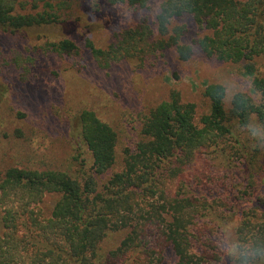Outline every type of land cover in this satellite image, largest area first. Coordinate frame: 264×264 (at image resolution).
<instances>
[{"label": "trees", "instance_id": "16d2710c", "mask_svg": "<svg viewBox=\"0 0 264 264\" xmlns=\"http://www.w3.org/2000/svg\"><path fill=\"white\" fill-rule=\"evenodd\" d=\"M40 1L44 4L32 6L38 11L26 13L19 10L25 9V6L18 8L16 0H0V26L17 31L49 25L58 22L69 9L68 0H37ZM101 1L114 7L126 5L135 12L145 11L146 6L154 2ZM177 3L180 6L171 25L164 27L160 22H153L157 36L166 37L172 31L166 39L159 38L148 43L154 32L145 24L140 29L126 31L106 49L97 48L87 41L86 48L97 67L108 70L145 51L165 49H171L178 61H188L191 58L188 49L194 47L182 42L186 28L172 27L176 19L184 17H191L198 28L206 32L193 44L208 58L232 63L264 60V0H177ZM42 50L69 58L83 53L76 43L68 39L49 42ZM251 70L256 71V68ZM254 78L258 88L264 89V74L255 72ZM203 96L208 102V112L199 120L196 105L183 102L180 92L175 89L167 100L152 107L140 121V134L134 148L124 150V167L120 172L110 174L118 162L119 135L90 110L79 112L75 116V124L80 139L91 154V172L84 170L83 175L72 176L54 169H8L0 182V210L11 200L26 208L38 205L46 195L59 196L51 215L37 222L31 215L16 216L14 210H5L2 223L8 230L6 234L13 238L11 252L25 244L38 247L33 254L34 263L39 260L40 264H96L99 246L107 234L133 227L119 252H145L150 257L148 264H161V259L151 258L156 254L152 253V240L160 236L172 248L178 264H203L201 257L193 254L192 249L203 236L208 235L199 223L207 216L205 210L208 212L214 206L209 203L210 198L200 195L192 185L186 186V196L166 198L164 184L172 175L177 176L180 172L177 170L199 150L210 148L221 139L231 138L242 151L253 148L248 138L237 129L245 113L222 106L214 97L210 85L204 89ZM251 111L258 119L264 120V105H254ZM252 150L256 154L246 156L251 157V161L252 156L260 153ZM255 175L253 173L247 179V189L258 182L264 185V178L253 179ZM252 188L232 208L241 205V221L235 227L240 233L264 234V221L258 223L250 218L255 210L264 212V196H260L258 188ZM158 198L164 199L165 203L159 202L160 206L154 204L156 202L153 201ZM228 204L231 207L234 205L232 201ZM23 218L30 220L20 221ZM19 228L24 234L15 240L18 232L14 230ZM4 245L5 241L0 238V264H12L13 259L8 258ZM41 255L50 260H41ZM157 255L160 256V253ZM216 257L218 259V254ZM111 261L107 258L108 264Z\"/></svg>", "mask_w": 264, "mask_h": 264}, {"label": "rangeland", "instance_id": "374dc122", "mask_svg": "<svg viewBox=\"0 0 264 264\" xmlns=\"http://www.w3.org/2000/svg\"><path fill=\"white\" fill-rule=\"evenodd\" d=\"M67 2L69 9L58 22L17 31L0 26V182L10 168L39 171L54 169L72 176H81L84 170L91 172L92 157L80 139L75 124V116L83 110L93 111L119 135L118 162L110 174L123 169L124 150L134 148L144 115L152 107L167 100L173 89L180 92L183 102L196 105L197 120L208 112L203 91L209 82L205 78L203 66L195 65L223 66L225 62L208 58L193 44L206 32L199 29L191 17L176 19L172 27L186 28L182 42L193 45L194 58L180 62L171 49L145 51L131 60L103 70L97 67L86 48L87 41L97 48L106 49L126 31L140 29L145 24L154 32L148 43L159 38L166 39L172 31L166 37L157 36L154 20L147 15L146 10L135 12L126 5L114 7L101 0ZM16 3L18 8L25 6V9L19 10L26 13L38 11L33 10V5L44 4L37 0H16ZM125 12L127 19L124 18ZM65 39L77 44L83 51L81 56L69 58L42 50L49 42ZM230 64L239 66L253 77L255 72L264 74L263 59H257L254 63ZM253 66L256 71L251 70ZM252 149L242 151L228 137L212 144L210 148L199 150L177 170L180 171L177 176L172 175L166 180L164 196L170 199L175 195L186 196V186L192 185L200 195L210 198L209 203L214 206L208 212L205 210L207 216L199 223L208 234L215 230L214 224L223 225L225 221L236 219V226L241 221V205L232 210L237 200L249 194L252 187L258 188L260 196H264V185L260 182L246 188L247 179L253 173H256L253 179L264 178V151L252 156L251 161V157L246 156L256 154ZM190 193L194 195V192ZM258 193L255 192V195L258 196ZM58 200V195H46L38 205L26 208L11 200L0 210V238L5 241L4 249L8 252V258L13 259L12 264L40 262L36 260L34 263L33 258L38 247L28 245V248L24 244L11 252L13 238L6 234L8 230L2 223L5 210H14L16 216L31 215L37 222L51 215ZM162 201L165 203L160 198L153 202L160 206ZM229 201L234 203L232 207ZM250 218L261 223L264 221L263 210H255ZM29 220L20 219L23 222ZM132 228L109 232L99 246L96 264H108L107 258L112 260L110 264H148L150 257L145 252H119ZM20 229L14 230L18 232L15 240L24 234ZM152 242V253L156 254L151 258L161 259V264H178L177 257L172 248L164 243L163 237L157 236ZM210 242L208 235H205L192 249L193 254L201 257L203 264H217L215 259L218 253ZM40 258L50 260L42 255Z\"/></svg>", "mask_w": 264, "mask_h": 264}, {"label": "clouds", "instance_id": "9594fccd", "mask_svg": "<svg viewBox=\"0 0 264 264\" xmlns=\"http://www.w3.org/2000/svg\"><path fill=\"white\" fill-rule=\"evenodd\" d=\"M179 6L177 0H154L146 6V13L152 20L168 27ZM124 18H128L126 12ZM188 52L194 58L192 47ZM195 66H203L213 95L222 106L245 113L237 129L248 138L255 150L264 151V120L258 119L251 111L254 105H264V89L258 88L252 75L228 61L223 66L199 63ZM235 224L236 219L225 221L223 225L214 226L215 230L208 234L218 253L217 264H264V234L240 233Z\"/></svg>", "mask_w": 264, "mask_h": 264}]
</instances>
